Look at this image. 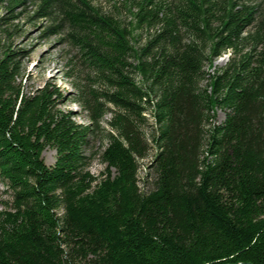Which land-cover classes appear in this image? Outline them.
Returning <instances> with one entry per match:
<instances>
[{"label":"trees","instance_id":"16d2710c","mask_svg":"<svg viewBox=\"0 0 264 264\" xmlns=\"http://www.w3.org/2000/svg\"><path fill=\"white\" fill-rule=\"evenodd\" d=\"M132 1L130 27L89 0H41L34 15L56 19L43 33L68 29L91 71L98 87L76 98L88 124L54 85L24 92L23 50L0 26V264H264V0ZM143 26L155 30L137 45ZM99 134L97 181L84 148Z\"/></svg>","mask_w":264,"mask_h":264},{"label":"rangeland","instance_id":"374dc122","mask_svg":"<svg viewBox=\"0 0 264 264\" xmlns=\"http://www.w3.org/2000/svg\"><path fill=\"white\" fill-rule=\"evenodd\" d=\"M41 0H26L18 4L11 13L9 8L0 4V26L7 29L8 32H2L1 40L4 48L8 45L14 51L23 50L18 53L17 58L20 61L21 73L19 81L24 92L29 93L45 84L54 85L64 96L65 100L59 103L58 107L64 110H71L74 113V119L83 124H88V114L81 104L76 101L78 94L87 93L88 89L98 87L91 80V71L83 62L82 55L77 48L71 44L68 29H62L59 32L55 30L43 33L47 26L54 24L56 19L50 16H35L39 9ZM92 5L99 8L105 14L111 15L123 25L130 27L133 21L132 13L136 10L135 1L132 0H89ZM14 15V16H11ZM154 28L142 27L134 31L137 45H142L145 40L154 33ZM227 51L222 56L213 61V67L207 65L205 69L213 71L223 67L229 57ZM1 55V50H0ZM227 58H224V56ZM110 109L114 107L109 105ZM112 113L107 112L101 120V126L106 131L110 130L107 121ZM225 118V111L217 109L215 113V122L222 123ZM149 122L152 119L149 118ZM146 135L150 137L152 132L151 125L145 128ZM150 140V138H149ZM107 145V139L102 134L90 139L88 145L84 148V153L90 157L89 171L97 181L101 179V172L105 170L106 164L100 160V154ZM151 148L147 156L139 159L140 168L138 171L139 186L142 191H148L152 188L153 172L150 168L151 160L156 153V146L150 142ZM57 153L54 148L47 146L42 152V158L46 165H53ZM5 187L0 185V200L9 199V195L3 190ZM1 208V204H0Z\"/></svg>","mask_w":264,"mask_h":264},{"label":"water","instance_id":"95a60500","mask_svg":"<svg viewBox=\"0 0 264 264\" xmlns=\"http://www.w3.org/2000/svg\"><path fill=\"white\" fill-rule=\"evenodd\" d=\"M224 58H227V56L225 55ZM228 264H250V263H245V262H237V263H228Z\"/></svg>","mask_w":264,"mask_h":264}]
</instances>
